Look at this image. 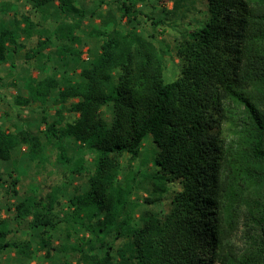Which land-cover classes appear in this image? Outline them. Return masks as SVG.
I'll use <instances>...</instances> for the list:
<instances>
[{"label":"trees","instance_id":"1","mask_svg":"<svg viewBox=\"0 0 264 264\" xmlns=\"http://www.w3.org/2000/svg\"><path fill=\"white\" fill-rule=\"evenodd\" d=\"M16 1L28 4L40 20L0 1V64L26 49L21 37H37L25 59L39 62L41 72L58 58L68 70L80 67L76 80L70 71L30 77L27 95L14 98L20 107L51 100L61 106L52 120L43 118V136L25 127H0V161H11L25 145L30 161L45 167L52 147L57 164L71 167V175L88 176L87 188L70 194L66 182L43 193L31 187L22 197L18 182H11L16 219H30L36 244L49 246L64 230L57 252L73 255L76 264H264V0H207L209 19L176 47L182 67L171 82L164 76L168 52L152 36L98 31L99 50L84 61L77 32L85 13L72 0ZM55 2L71 20L51 32L44 24ZM136 3L122 8L128 20ZM53 39L61 44L56 57L48 51ZM70 100L77 102L67 107ZM104 108L111 120L103 117ZM66 112L77 118L68 121ZM148 138L156 145L152 175L142 173L144 160L132 165ZM76 149L94 155L90 167L84 157L73 158ZM123 156L130 162L126 172ZM141 177L154 196L166 183L178 190L167 212L147 213L140 225V204L131 195ZM242 227L246 242L240 247L235 237ZM10 234L0 221V255L15 249L14 264H31L32 240L13 242Z\"/></svg>","mask_w":264,"mask_h":264},{"label":"rangeland","instance_id":"2","mask_svg":"<svg viewBox=\"0 0 264 264\" xmlns=\"http://www.w3.org/2000/svg\"><path fill=\"white\" fill-rule=\"evenodd\" d=\"M8 1L13 4L16 10L23 14L31 15L35 21H39V14L35 13L31 7L16 0H0ZM73 5L78 7L85 13V18L81 23V28L78 30L77 35L81 38L83 53L90 52L95 55L99 50L100 40L97 36V32H112L114 29L127 32L134 30L145 38L153 37L154 42L161 49L167 50L165 55V81L171 82L175 80L181 72L182 63L176 55V47L182 40L185 33L194 31L202 27L209 19L208 13V1L207 0H73ZM137 2L134 8V13L130 14V19L123 15L122 8L124 4L131 6L132 2ZM71 5L66 9H70ZM56 10V6L52 8ZM67 19L64 14L61 16L58 13L51 17L50 21L44 24L51 31L55 26ZM102 20L105 23H102ZM155 21L160 23L154 24ZM37 37L32 38L29 41H25L26 49L22 50L18 54L12 56L6 62L0 64V121L2 126L6 130L17 131L25 125L29 130L36 134L43 136V132L46 126L41 121H35L30 117L28 111L20 110L14 102V98L17 94L27 95L25 90V81L28 77L34 76L38 79L43 77V73L40 71L39 62L26 61L25 53L36 47ZM55 44L51 47L55 52L56 48H59L61 44L53 39ZM91 50L90 52L88 50ZM56 57V54H55ZM60 59L51 63L47 69L46 74L55 73L56 71L62 72L65 70L62 67V63H59ZM55 67H57L55 70ZM74 79L78 74H72ZM72 102L77 100H70L67 103V107ZM37 104H34L35 109ZM59 108L58 104L51 100L45 107V112L53 119L55 110ZM38 112L40 110L37 109ZM103 117L107 120H111V112L109 109H103ZM66 119L73 121L77 118V115L66 112ZM23 146V145H22ZM22 146L16 149L13 154L12 160L9 163L0 162V221H6L9 229L12 233L9 239L13 242H26L32 240L33 252H34V264H64L68 260L71 264H76L77 258L73 255H69L68 258L64 257L61 253L57 252L59 243L63 239L60 234H64V230H60L55 236L54 243L49 246L40 248V245L36 244V241L31 237V230L29 228V221H20L16 219L15 204L11 192V182L16 180L18 182L17 191L19 196L24 197L27 193H30L31 187L38 188L40 193L48 192L53 186L61 185L63 183H70L68 193H74L75 189L85 190L88 186V176L71 175V167H63L56 163V153L52 147L48 148V156L50 161L45 167L36 166L29 159V151H24ZM156 149V145L148 138L143 145L141 158L133 162V167L137 168L141 165L142 160L144 164L141 168L142 173L146 175H152L155 172L153 161L151 159V151ZM73 158L80 156L86 159L87 166H91L94 155L88 151L77 150L72 152ZM128 156L120 158L122 166L127 171L128 164L130 163ZM132 163V162H131ZM73 168V167H72ZM12 173V179L9 174ZM126 173L119 179L123 184L126 182ZM5 183V184H4ZM163 192H158L159 201L154 204H148L147 199H153L155 196L152 193V185L146 179L142 177L138 179V186L131 195V200L140 204L136 211V218L141 225L140 219L147 213L162 214L170 209L171 199L174 191L178 190L177 184L166 183L162 185ZM64 209L67 205L66 200H63ZM236 243L243 247L246 242V236L244 227H242L235 237ZM12 251L6 250L0 255V264H12ZM47 252L49 255L47 256ZM208 264V263H207Z\"/></svg>","mask_w":264,"mask_h":264},{"label":"crops","instance_id":"3","mask_svg":"<svg viewBox=\"0 0 264 264\" xmlns=\"http://www.w3.org/2000/svg\"><path fill=\"white\" fill-rule=\"evenodd\" d=\"M72 2L74 3V1L72 0ZM56 6V10L54 9L53 11H52V8L53 7H55ZM76 8H78V7H76ZM79 9V8H78ZM80 10V9H79ZM57 14L58 13V15H62L63 13L61 12V9H60V3L59 2H55V4L51 7V9H50V14H51V16L52 17H54V14ZM65 16V15H64ZM58 25V24H57ZM57 25L55 26V28L57 27ZM45 28H47V29H49L48 27H45ZM55 28L51 31V32H53L54 30H55ZM50 30V29H49ZM100 40V39H99ZM21 41H23V43L25 44V41L26 40H24V37H21ZM53 41V44H52V46L55 44V41L54 40H52ZM57 41V40H56ZM100 44H101V41H100ZM100 46V45H99ZM49 50H52V48H50V49H48V51ZM89 52L91 51L90 49L88 50ZM52 52L53 53H55L56 55L58 54V48H56V50H55V52L52 50ZM19 53V52H18ZM17 53V54H18ZM92 54V52H90V54L88 55L87 53H83V55H82V59L84 60V61H88V60H90V58H92L94 55H92V57H90V55ZM97 54V53H96ZM14 55H16L15 53L13 54V53H11L10 54V57H12V56H14ZM9 57V58H10ZM9 58L7 59V60H9ZM59 59V58H58ZM6 60V61H7ZM61 62H63L62 64H65V60H61L60 59V62L59 63H61ZM80 64H81V62H80ZM71 66H72V63L70 64ZM62 67H64L65 68V70H63L62 72H59V71H56V73H58V76L60 77L61 76V74L62 73H64L65 71H70L69 73H68V75H69V78H73L74 76L72 75V74H78V76H79V73H80V67L78 68V67H76V69L75 68H71L70 70H68V68H70L69 67V65L67 66H63L62 65ZM57 70V69H56ZM43 75V77L44 76H46V75H52V73H50V74H46V71L42 74ZM78 76H77V78H78ZM31 78H37V77H34V76H30ZM30 77H28L27 78V80L25 81V90H26V92H27V89H26V83H27V81H28V79L30 78ZM42 77V78H43ZM76 78V79H77ZM38 79V78H37ZM74 79V78H73ZM76 79H74V80H76ZM18 95H20V94H17L16 96H18ZM15 96V97H16ZM22 96H24V95H22ZM20 110H25V111H28L29 112V114H30V117L33 119V120H35V121H41V123H42V120H43V118L44 117H48V119L49 120H52L51 118H50V116L45 112V107L46 106H39V105H36V108L38 109V110H40V112H38L37 111V109H35L34 110V108H35V106H34V104L32 105V106H26V107H20V106H17ZM61 106H59V108H60ZM59 108H57V109H59ZM56 109V110H57ZM56 110H55V112H56ZM0 119H2V116H1V118ZM43 124V123H42ZM44 125V124H43ZM0 127L3 129V130H5V131H7V132H12L11 130H6V129H4L3 128V126H2V122L0 121ZM23 127H25V128H27L25 125H23L21 128H23ZM28 129V128H27ZM31 131V130H30ZM33 132V131H32ZM35 133V132H34ZM22 149L24 150V151H27L28 152V148H27V146H25V145H23L22 146ZM0 162H3V161H0ZM9 162H11V161H9ZM9 162H4V163H9ZM3 179H1L0 178V181H2ZM4 181V180H3ZM3 181H2V183H3ZM5 184V183H4ZM3 221V220H2ZM20 222L19 223H21V220H19ZM10 230V229H9ZM11 231V230H10ZM31 232H32V230H31ZM11 233H12V231H11ZM32 234H33V232H32ZM32 234H31V237L32 238H34L33 236H32ZM10 236V235H9ZM54 236H56V235H54ZM62 238H64V236H61ZM55 238V237H54ZM9 251H12L11 253H12V264H14L16 261H17V256H16V251H15V249H13V250H9ZM34 262V255H33V260H32V262H31V264H34L33 263Z\"/></svg>","mask_w":264,"mask_h":264}]
</instances>
